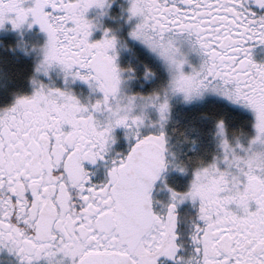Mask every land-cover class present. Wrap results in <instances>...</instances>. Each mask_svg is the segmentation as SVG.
<instances>
[{
  "label": "snow or ice",
  "instance_id": "1",
  "mask_svg": "<svg viewBox=\"0 0 264 264\" xmlns=\"http://www.w3.org/2000/svg\"><path fill=\"white\" fill-rule=\"evenodd\" d=\"M264 0H0V264H264Z\"/></svg>",
  "mask_w": 264,
  "mask_h": 264
},
{
  "label": "flooded vegetation",
  "instance_id": "2",
  "mask_svg": "<svg viewBox=\"0 0 264 264\" xmlns=\"http://www.w3.org/2000/svg\"><path fill=\"white\" fill-rule=\"evenodd\" d=\"M261 55H264V53H260L259 49L257 50V57L259 58Z\"/></svg>",
  "mask_w": 264,
  "mask_h": 264
}]
</instances>
